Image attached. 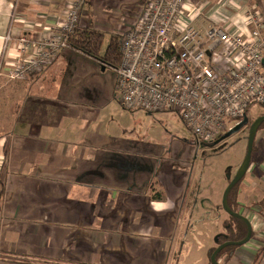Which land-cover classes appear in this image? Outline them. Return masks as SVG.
<instances>
[{
	"label": "crops",
	"instance_id": "1",
	"mask_svg": "<svg viewBox=\"0 0 264 264\" xmlns=\"http://www.w3.org/2000/svg\"><path fill=\"white\" fill-rule=\"evenodd\" d=\"M69 1L0 0V264H212L206 225L226 220L221 188L206 199L195 144L173 131L177 112L126 108L117 70L71 47L36 74L10 77L58 30ZM147 2L85 0L79 28L122 36ZM191 2L203 31L216 19L247 30L248 3L264 15V0ZM163 122L169 134H154ZM252 172L259 198L264 162ZM247 217L251 241L221 263L264 264V223Z\"/></svg>",
	"mask_w": 264,
	"mask_h": 264
},
{
	"label": "built area",
	"instance_id": "2",
	"mask_svg": "<svg viewBox=\"0 0 264 264\" xmlns=\"http://www.w3.org/2000/svg\"><path fill=\"white\" fill-rule=\"evenodd\" d=\"M84 3L69 1L58 30L14 65L12 79L38 73L68 47ZM201 13L191 0H148L141 19L120 38L122 60L116 69L126 108L177 112L198 145L225 135L252 105H264L262 12L248 3L247 30L231 29L216 19L205 31L194 23ZM21 46L30 48L27 38H21Z\"/></svg>",
	"mask_w": 264,
	"mask_h": 264
},
{
	"label": "rangeland",
	"instance_id": "3",
	"mask_svg": "<svg viewBox=\"0 0 264 264\" xmlns=\"http://www.w3.org/2000/svg\"><path fill=\"white\" fill-rule=\"evenodd\" d=\"M194 23L196 25V20ZM197 28L199 27L197 26ZM109 41H110V36L106 34L103 40V50L106 48ZM262 72L264 74V65L262 67ZM261 115H264V105L261 104L252 105L248 113L249 122L245 124L240 130L234 132L233 134H230L227 137L223 135L212 143H202L199 145L195 137L192 136L191 132L183 126L184 124L180 119L179 121H181L180 122L181 126L179 125L176 127L175 125V128H173V131L176 132L179 131V134L183 136V138L186 140L188 144L191 143V147L193 146L192 141L195 144L194 164H195V168L202 173V177H201V179H203L202 184L206 186V199L208 197H211L212 194L214 197L216 189H218V187L221 188V190L219 189V192L221 193V197H220L221 202L219 204V210L221 211V215H225L226 220L219 219L215 221H210L209 225L208 226L206 225L207 229H209L211 232L216 233L212 240L214 244H216V247L217 245L222 244V242L232 240L234 236H237L236 235L237 229L240 224L234 217H232L229 213H227L224 210L222 205V199L227 186L229 185L230 181L235 177L239 167L241 166V164L245 159L247 153V147H248L249 125L251 122H253L256 118H258ZM242 120H238V121L235 120V122H232V124L229 125L230 129L227 132H229L236 125L241 123ZM162 124H160L159 127H157L159 129H157L154 132V134L159 135L160 132L158 134V131L160 130L163 132V135L169 134L170 125L169 127H167L166 125H164L165 124L164 122ZM166 130L168 132H166ZM263 138H264V123L261 125V128L259 129L256 136L255 146L253 151L254 153H252L254 158L252 157L250 167L246 172L245 176L243 177V179L234 186V189L232 190L231 194L228 196V203L234 211L238 210L237 212H240L245 216H248V213H250L251 215L256 214L258 220L264 223V177H263V181L261 182L259 198H258L253 194L256 193V191L254 189H251L256 186L257 177L255 176L256 174L254 172L250 173L251 167L253 165L260 163L262 164V162H264ZM196 144L198 145L197 148H196ZM257 151L258 153H256ZM255 158L261 160L260 163L257 162ZM243 182L245 184H243ZM224 185H226V187L223 190L222 187ZM239 189H241L240 190L241 194L245 198L242 204L243 203L245 204V200H246V206L243 207H241L242 204H239L240 203L239 195H238ZM208 191L210 192L209 194ZM256 200L258 201L257 203ZM239 206L241 207V211H239ZM259 217L262 219H260ZM254 233H255V229L253 234ZM216 235H219L218 239H216L217 238ZM226 235L229 236V239L228 236L227 238L225 237ZM235 247L238 246H227L221 251L218 259L220 264H223L221 263V261L224 260L223 258L224 256L227 257L229 253H233L235 251L234 249Z\"/></svg>",
	"mask_w": 264,
	"mask_h": 264
},
{
	"label": "trees",
	"instance_id": "4",
	"mask_svg": "<svg viewBox=\"0 0 264 264\" xmlns=\"http://www.w3.org/2000/svg\"><path fill=\"white\" fill-rule=\"evenodd\" d=\"M104 37L105 34L96 29L89 27L84 29L78 28L73 34L70 35L68 39V47L80 51L86 54L87 56L100 61L106 66L117 69L122 60L121 42H120L121 36L111 35L109 43L107 44L106 48L103 50ZM234 218L239 222L240 225L238 226L237 229V234H236L237 236H234L232 240H241L247 234V226L242 220L236 217ZM216 236L219 237V235ZM214 250L215 249L212 250L211 254L213 253Z\"/></svg>",
	"mask_w": 264,
	"mask_h": 264
},
{
	"label": "water",
	"instance_id": "5",
	"mask_svg": "<svg viewBox=\"0 0 264 264\" xmlns=\"http://www.w3.org/2000/svg\"><path fill=\"white\" fill-rule=\"evenodd\" d=\"M248 122H249V118L247 116H245L241 123L236 125L233 129H231L229 132H227L224 136L227 137L230 134H233L234 132L240 130ZM263 122H264V115H261L258 118H256L253 122L250 123L249 135H248V147H247V153H246L245 159H244L243 163L241 164V166L239 167L235 177L230 181L229 185L227 186V188L223 194V199H222V205H223L224 210L227 213H229L231 216L242 220L246 224V226H247L246 237L244 239L239 240V241L238 240L237 241H226V242L220 244L217 248H215V250L213 251V253L210 256V261L212 264H220V262L218 261V255L221 253V251L225 247H227V246H241V245L247 244L252 239L254 229H253L251 220L247 216H245L244 214L237 212V211H234L231 208V206L228 203V196H229L231 190L233 189V187L243 179V177L245 176L246 172L248 171V169L250 167V164L252 161V153H253V149L255 146L256 136H257V133H258ZM216 239H218V237Z\"/></svg>",
	"mask_w": 264,
	"mask_h": 264
},
{
	"label": "flooded vegetation",
	"instance_id": "6",
	"mask_svg": "<svg viewBox=\"0 0 264 264\" xmlns=\"http://www.w3.org/2000/svg\"><path fill=\"white\" fill-rule=\"evenodd\" d=\"M248 118H249V117H248ZM263 123H264V122H263ZM249 127H250V125H249ZM237 211H238V210H237ZM252 226H253V224H252ZM228 228H229V227H228ZM227 236H228V235H226L225 237L227 238ZM245 237H246V236H245ZM245 237H244V238H245ZM244 238H243V239H244ZM228 239H229V236H228ZM228 241H235V240H228ZM236 241H237V240H236ZM238 241H239V240H238ZM225 242H226V241H225ZM249 242H250V241H249ZM222 243H224V242H222ZM219 245H220V244H219ZM219 245H217V247H218ZM217 247H216V248H217ZM218 259H219V255H218Z\"/></svg>",
	"mask_w": 264,
	"mask_h": 264
}]
</instances>
